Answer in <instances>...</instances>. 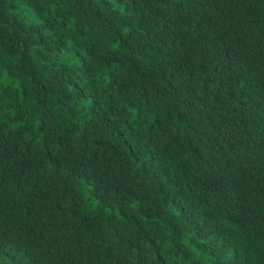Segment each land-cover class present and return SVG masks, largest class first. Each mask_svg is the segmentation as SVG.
Listing matches in <instances>:
<instances>
[{
	"label": "trees",
	"instance_id": "obj_1",
	"mask_svg": "<svg viewBox=\"0 0 264 264\" xmlns=\"http://www.w3.org/2000/svg\"><path fill=\"white\" fill-rule=\"evenodd\" d=\"M0 68V264H264V0H0Z\"/></svg>",
	"mask_w": 264,
	"mask_h": 264
},
{
	"label": "rangeland",
	"instance_id": "obj_2",
	"mask_svg": "<svg viewBox=\"0 0 264 264\" xmlns=\"http://www.w3.org/2000/svg\"><path fill=\"white\" fill-rule=\"evenodd\" d=\"M27 15L31 18L33 22L37 21V18L35 17L34 13L32 11L30 12V9L27 11ZM9 82H10V79L6 71L0 68V85H5V84H8Z\"/></svg>",
	"mask_w": 264,
	"mask_h": 264
}]
</instances>
